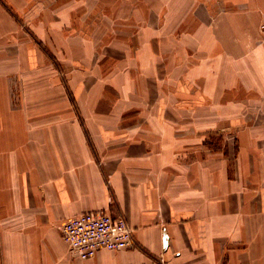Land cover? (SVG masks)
Here are the masks:
<instances>
[{"label": "crops", "instance_id": "1", "mask_svg": "<svg viewBox=\"0 0 264 264\" xmlns=\"http://www.w3.org/2000/svg\"><path fill=\"white\" fill-rule=\"evenodd\" d=\"M263 19L264 0H0V264H264ZM53 60L76 109L14 108L9 72ZM94 211L135 246L72 253L61 225Z\"/></svg>", "mask_w": 264, "mask_h": 264}, {"label": "built area", "instance_id": "2", "mask_svg": "<svg viewBox=\"0 0 264 264\" xmlns=\"http://www.w3.org/2000/svg\"><path fill=\"white\" fill-rule=\"evenodd\" d=\"M61 234L69 250L88 259L99 250H122L135 246L134 230L125 217H113L106 211L86 212L65 221ZM156 264H168L160 258Z\"/></svg>", "mask_w": 264, "mask_h": 264}, {"label": "rangeland", "instance_id": "3", "mask_svg": "<svg viewBox=\"0 0 264 264\" xmlns=\"http://www.w3.org/2000/svg\"><path fill=\"white\" fill-rule=\"evenodd\" d=\"M260 29L264 33V19ZM52 62L53 64L50 61L46 65L48 68L37 70L38 72L29 70L26 74L22 70L9 72L7 94L14 108L21 106L23 97L36 94L38 109H45V105L58 109H76L70 94L67 72L54 60Z\"/></svg>", "mask_w": 264, "mask_h": 264}]
</instances>
